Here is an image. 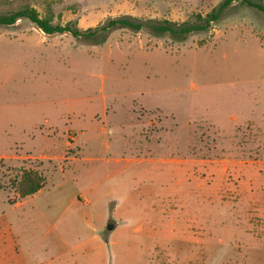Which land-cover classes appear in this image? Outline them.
Here are the masks:
<instances>
[{
	"label": "rangeland",
	"instance_id": "rangeland-1",
	"mask_svg": "<svg viewBox=\"0 0 264 264\" xmlns=\"http://www.w3.org/2000/svg\"><path fill=\"white\" fill-rule=\"evenodd\" d=\"M223 1L0 0V16L179 29ZM27 170L43 193L11 207ZM0 223V264L8 231L24 264H264V14L235 1L184 37L0 27Z\"/></svg>",
	"mask_w": 264,
	"mask_h": 264
},
{
	"label": "trees",
	"instance_id": "trees-1",
	"mask_svg": "<svg viewBox=\"0 0 264 264\" xmlns=\"http://www.w3.org/2000/svg\"><path fill=\"white\" fill-rule=\"evenodd\" d=\"M235 1L240 2L241 4L249 8H254L264 14L263 0H224L217 8L213 9L209 14H207V16L201 21V23L182 25L179 29H175L168 23L157 26H146L142 21H139L135 18L125 17L110 19L101 26L89 28L87 30H81L73 26L71 23L66 24L65 26L53 25L47 19H42L36 10L30 7H26L9 15L0 16V27H12L18 21L27 19L46 35L68 33L78 39H94L99 35L106 36L117 29H128L130 31L138 33L146 28L151 30L156 35L169 34L173 36L184 37L190 34L209 30L211 24L219 21L223 16L225 10H227ZM44 184L45 179L38 171H24L17 187L19 199H25L27 197L35 195L43 188Z\"/></svg>",
	"mask_w": 264,
	"mask_h": 264
},
{
	"label": "crops",
	"instance_id": "crops-1",
	"mask_svg": "<svg viewBox=\"0 0 264 264\" xmlns=\"http://www.w3.org/2000/svg\"><path fill=\"white\" fill-rule=\"evenodd\" d=\"M236 120V118H235ZM247 120V119H245ZM242 121L240 123H244L245 122ZM45 184L43 186V188L38 192L36 193L35 195L33 196H30V197H27L25 199H18L16 201H14L13 203L9 202L8 205L11 206V207H22L24 205H26L29 200H33V199H36L40 194L43 193V189L45 188ZM86 204L88 201L87 200H84V199H81V195L80 194H76L72 200V204ZM83 202V203H82ZM1 225V223H0ZM114 229H115V225H114ZM7 234L9 235V237L7 238V243H8V253H9V257H11L13 259V262L11 264H24L23 263V260H24V253L22 252V250L20 249V245L18 244L16 238L14 237L13 233L12 232H7ZM4 235V232H1L0 231V244L3 243L5 240V238L3 237ZM11 248V250H10Z\"/></svg>",
	"mask_w": 264,
	"mask_h": 264
},
{
	"label": "water",
	"instance_id": "water-1",
	"mask_svg": "<svg viewBox=\"0 0 264 264\" xmlns=\"http://www.w3.org/2000/svg\"><path fill=\"white\" fill-rule=\"evenodd\" d=\"M114 229V225H108L107 230L112 231Z\"/></svg>",
	"mask_w": 264,
	"mask_h": 264
}]
</instances>
